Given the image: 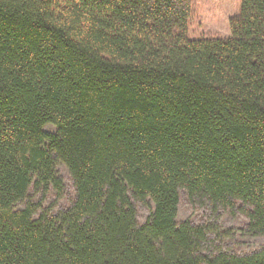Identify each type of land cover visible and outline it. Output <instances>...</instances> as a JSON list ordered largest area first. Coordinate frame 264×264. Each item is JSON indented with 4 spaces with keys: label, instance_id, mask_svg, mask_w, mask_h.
I'll use <instances>...</instances> for the list:
<instances>
[{
    "label": "trees",
    "instance_id": "16d2710c",
    "mask_svg": "<svg viewBox=\"0 0 264 264\" xmlns=\"http://www.w3.org/2000/svg\"><path fill=\"white\" fill-rule=\"evenodd\" d=\"M191 12L0 0V264H264L178 219L182 191L264 237V0L228 37H191ZM59 164L72 197L45 205L67 195Z\"/></svg>",
    "mask_w": 264,
    "mask_h": 264
},
{
    "label": "rangeland",
    "instance_id": "374dc122",
    "mask_svg": "<svg viewBox=\"0 0 264 264\" xmlns=\"http://www.w3.org/2000/svg\"><path fill=\"white\" fill-rule=\"evenodd\" d=\"M241 0H191L192 12L189 25V35L193 38L228 37L229 18L238 14ZM46 131L53 132V126H47ZM57 175L62 181L65 194L62 199H54L52 194L44 200L45 205L62 207L67 205L72 197L71 182L66 168L59 164ZM39 197V196H37ZM34 197L35 199H38ZM149 214L145 207H138V221L143 222ZM179 220H191L196 224L213 223L223 229H231L232 237L225 239L224 247L237 253H249L264 246V237L244 234L245 218L236 211L213 209L206 203L191 201L182 191L179 192Z\"/></svg>",
    "mask_w": 264,
    "mask_h": 264
}]
</instances>
